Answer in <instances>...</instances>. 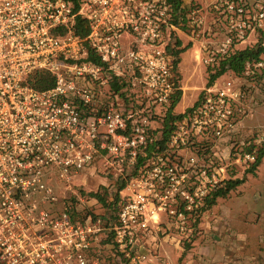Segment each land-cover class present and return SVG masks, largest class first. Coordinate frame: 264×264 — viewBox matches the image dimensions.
<instances>
[{"label": "built area", "instance_id": "2783aa9c", "mask_svg": "<svg viewBox=\"0 0 264 264\" xmlns=\"http://www.w3.org/2000/svg\"><path fill=\"white\" fill-rule=\"evenodd\" d=\"M204 10L223 25L220 44L204 45L208 68L264 33V0H181L178 11L171 0H0V264L90 263L100 220L54 207L55 171L70 184L100 159L121 167L114 246L140 264L155 229L193 233L204 200L230 178L223 148L235 167L257 162L264 136L242 128L264 103L263 59L207 86L171 123L167 149L148 156L181 94L172 30L199 36ZM79 19L87 35L75 33ZM34 72L54 87L29 86Z\"/></svg>", "mask_w": 264, "mask_h": 264}, {"label": "rangeland", "instance_id": "374dc122", "mask_svg": "<svg viewBox=\"0 0 264 264\" xmlns=\"http://www.w3.org/2000/svg\"><path fill=\"white\" fill-rule=\"evenodd\" d=\"M252 1V0H251ZM203 16L205 18V27L202 30H199V36L190 34V37L193 38V44L195 46H190L188 51L180 56L176 70V76L178 78L179 86L181 88V100L179 104L174 109L175 114H181L187 109L196 105L200 96H202L204 90L207 88L209 80V71L208 66L205 62L204 54V45L217 47L218 44L223 39V25L222 21L215 13L204 10ZM220 19V20H219ZM261 33L252 34L249 36L247 41L239 46L240 49L251 48L257 45L261 40ZM264 46V40L262 41ZM183 47V46H182ZM264 60V54L262 55ZM230 74L226 75L222 79H227ZM264 104V103H262ZM259 106L258 105L253 111V113L247 117L243 122V138H247L248 134L251 132L259 133L264 136V124L259 122L257 119V113ZM156 125L155 127H157ZM221 156L223 160V165L227 172V178H246L247 170L249 166H239L235 167L232 165L231 158L228 156L226 148H223L221 151ZM121 167L117 164H105L103 160H98L96 163L89 169L76 174L73 177L72 183L67 184L62 179H60L58 172L55 171L53 177L48 181V184L52 185L55 196L58 198V202L54 205L55 208H65L67 207L72 214L78 212L77 221L86 220L89 217L94 218L95 220H100V234L96 236L92 241L91 254L94 255L92 264H127L118 256V252L114 246L113 232L112 228L116 224V209L114 210V204L110 207L103 206L95 198L91 197V193L101 192L104 193L102 187L111 189L113 194L109 197V201L113 200V195L116 194L118 190V185H116V180L121 173ZM253 181H258V179H252ZM237 190H234L228 199H220L219 203L214 207L215 215H221L225 208H234L236 207L237 197H240L241 194L237 196ZM254 190L247 191V198L253 197ZM250 206H247V211ZM254 207L250 215L254 214ZM205 213V212H204ZM201 214L198 217L195 226L193 228V233L188 236H181L178 239L179 245L178 249L181 248L185 252L190 251L194 244L196 243V248L199 251H206L205 244H202V241L206 237V233H201V230L198 229L199 221L204 215ZM209 235V234H208ZM163 236L160 235V239ZM199 241V242H198ZM200 245V246H199ZM187 246L189 249L186 250ZM90 254V255H91ZM174 253H172V257ZM152 255L151 259L156 261ZM171 264H178L174 258H172Z\"/></svg>", "mask_w": 264, "mask_h": 264}, {"label": "crops", "instance_id": "0c3cea01", "mask_svg": "<svg viewBox=\"0 0 264 264\" xmlns=\"http://www.w3.org/2000/svg\"><path fill=\"white\" fill-rule=\"evenodd\" d=\"M172 33L184 48L195 46L190 34H196L190 29L176 27ZM186 52L180 55V59ZM261 105L256 112L259 117L257 120L264 124V104ZM238 189L237 196L238 193L241 196L234 200L237 201L236 207L225 208L221 215H215L217 213L213 209L220 198L200 219L197 230H201L200 234L206 233L208 240L202 241L206 251H199L196 243L188 252L178 249L180 236L162 225L144 239L142 253L147 255V259L140 264H171L172 258L178 264H264V158L256 173L247 175L245 183ZM248 190H254L253 197L247 198ZM247 206H250L248 211ZM253 207L254 214L250 215ZM160 235L163 236L161 239ZM172 253L175 257L171 256ZM152 255L156 261L151 259Z\"/></svg>", "mask_w": 264, "mask_h": 264}, {"label": "trees", "instance_id": "16d2710c", "mask_svg": "<svg viewBox=\"0 0 264 264\" xmlns=\"http://www.w3.org/2000/svg\"><path fill=\"white\" fill-rule=\"evenodd\" d=\"M174 5H175V10L178 11L180 5H181V0H171ZM178 15L175 17V23H176V18ZM188 29V28H187ZM75 33L79 35H87L89 32L88 29V23L85 20L79 19L77 21V24L74 28ZM264 40V33H262L261 40L260 42L255 45L254 47L251 48H246V49H237L233 52H231L229 55H225L220 59L219 66H215L214 69L209 67V80L207 86H211L214 84L220 77L223 75L227 74L229 71L234 73L237 76H244L245 68L247 63L249 62H256L262 59V55L264 54V46L262 45V41ZM190 46L187 47H182V42L179 39H175V48L171 50V54L175 58L174 61V66L177 68L178 64L180 63V60H178L179 56L186 52L189 49ZM120 79L114 81L112 83L111 91L113 94H119L122 88V85H120ZM27 83L29 86L33 87L36 90L43 91L50 89L54 87L55 85V79L54 77L47 73V72H34L32 73L28 79ZM124 95V94H121ZM203 96V94H202ZM200 96V99L202 98ZM200 99L196 103L194 107L197 106L199 103ZM181 100V94L176 97L174 102L171 105V108H169L168 112L166 113L165 117V122L163 123V131H162V136L158 140L157 144L154 146H151L149 151H148V156H151L152 153L154 152H164L167 149V140L169 138L170 132L172 131V124L175 120L181 119L184 114H174V109L176 106L179 104ZM192 108H189L186 110V113L190 112ZM264 158V144L262 145L259 154H258V160L257 162L252 165L248 170V174L254 175L257 171V168L260 166L262 159ZM143 159H140V162ZM246 181V178H234L230 177L229 179L223 181L221 185L215 189L205 200H204V206L199 210V217L201 216L202 213L213 207L217 200L220 198H226L229 196V194L236 190L239 186L244 184ZM104 189V193L101 192H96V193H91V197L95 198L98 200L99 203H101L103 206H114V210L116 209V213L118 211V202H119V192L117 191L116 194L113 195V201H109V197L113 194L111 189L102 187ZM121 190V188L119 189ZM73 215V220L77 221V216L78 212L76 211V214ZM116 249V247H115ZM189 249V246H187L186 250ZM118 252V250L116 249ZM118 256L121 259H124L123 255L118 252ZM93 257L94 255H90V263L92 264L93 262ZM127 262L126 260H123ZM128 263V262H127Z\"/></svg>", "mask_w": 264, "mask_h": 264}]
</instances>
